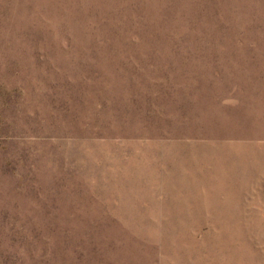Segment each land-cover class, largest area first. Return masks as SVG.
Listing matches in <instances>:
<instances>
[{"label": "rangeland", "instance_id": "obj_1", "mask_svg": "<svg viewBox=\"0 0 264 264\" xmlns=\"http://www.w3.org/2000/svg\"><path fill=\"white\" fill-rule=\"evenodd\" d=\"M0 264H264V0H0Z\"/></svg>", "mask_w": 264, "mask_h": 264}]
</instances>
